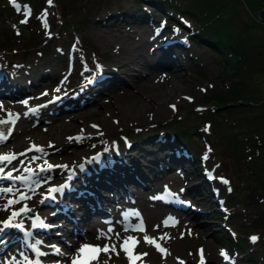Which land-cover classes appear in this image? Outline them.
I'll list each match as a JSON object with an SVG mask.
<instances>
[{
    "label": "rangeland",
    "instance_id": "obj_1",
    "mask_svg": "<svg viewBox=\"0 0 264 264\" xmlns=\"http://www.w3.org/2000/svg\"><path fill=\"white\" fill-rule=\"evenodd\" d=\"M176 1L183 7H198L207 2L228 5V7L233 8V19L237 24H240L241 20H249L255 16L259 21L263 20L259 13L264 8L263 0L259 4L260 7H252V9L248 5V0ZM69 11L72 12L67 14ZM45 12L48 14L47 16L44 15ZM170 13L172 12L152 6L146 0H52L51 4L48 3V0H0V64L15 67L22 71L32 69L38 73V76L42 74L44 76L43 79L40 78L37 85L40 92L35 89L36 92L33 93L35 86L28 85V89H30L27 92L24 91L25 93L21 97L24 98V101L29 102L37 94L44 95L45 93L47 95L39 97V99L43 98L42 102L58 100L54 99L61 95L60 92L55 91L57 88L68 92L80 88L90 81V78L94 80L99 78L97 84L93 85L85 95L87 97L90 93L97 100L89 106H87L88 104L84 105L79 108L80 110L65 113L64 117L47 115L43 121H39L40 119L36 117L30 120L25 118L24 120L21 117L26 111L24 107L19 106V101L16 100L18 97H13V99L9 96L8 99L0 98V117L9 111L18 110L22 114L19 122L22 121L27 125L41 123L40 125L37 124L34 132L25 134V140L29 142L28 147L26 145L25 149H21L25 143L17 146V140L14 139L13 135L8 141H0V157H8L7 161L3 160L4 164L1 166L3 169L7 168L3 175L7 177L6 174L12 173V177L6 181L8 185L5 183L0 189V229L5 226L1 224L4 218L2 216L15 203L19 205L14 206L17 211L20 207L25 206L33 209L34 206L30 205L27 200L29 194L25 193L26 191L38 195L45 188L58 184L56 179H45L43 182L39 180L31 183L32 190H27L15 186L14 182L17 174H28L32 178L41 172H45L44 170L50 172L51 169L53 174L63 172L62 175L68 177L72 171L75 172L72 167L83 161V156L89 158L101 152L104 153L105 147H109L114 151L121 149L124 152H130L132 155H137L136 159L138 158V161L142 164H147L146 168L148 170L161 169L158 175H167L171 171L168 175L175 173L182 176V179H187L188 182L179 184L181 188L175 185L173 191L178 193L181 189L190 190V198L180 194L192 201L193 206L189 207L188 211L171 207L170 204L162 200L163 190H169L171 186L163 188L159 194L150 192L151 198L149 200L158 199L164 205V208L186 216L187 222H191L190 228H186L180 237L177 239L171 238L168 243L166 241V243L160 245L168 250L175 240L179 244H185V247L181 248L182 251L170 252L172 256H178L177 263L179 261H189L201 264L198 256L205 254L209 259L207 264H220V259H224V256L221 255L223 250L228 255L240 256L242 260L249 264H264V223L259 221V225L255 224L257 217L261 215L258 218L260 220L264 212V187L257 179L256 169L254 171L250 167V162L253 160L249 158V154L254 155V153L248 151L243 154V157H237L236 155L233 156L231 149L227 148L231 133L243 136L239 129L234 131L233 127H227L224 123L229 113L226 114L224 109H221V113H224L219 114L221 120L215 113L210 116L212 122L214 121L212 127L206 121V127L210 126V129L214 130L212 135L208 134V138L212 141L215 148L214 153L216 154V157H211L208 163L207 161L203 162V157L210 155L212 145L204 141L205 139L201 137L199 129L192 127L193 139L195 140L187 141L186 144H188L190 151L196 154L197 158L200 155L202 164L198 162V159H189L187 154L190 151L182 153L179 148L176 149L174 146L176 137L174 138L172 133H167L164 130L160 132L159 123L172 118H182L181 122L184 126L192 122V125L196 123V125L204 127V119L199 115L208 112L212 108H207L209 104L207 107L203 106V103H207L209 95L214 94L215 91L224 85H228L231 81L221 51L211 44L203 43V40L195 39L192 36V17L189 15L182 16L175 11L172 14ZM173 17L174 19L168 20ZM24 20H27V23H21ZM45 21L47 27L44 26ZM244 25L246 24L244 23ZM162 26L164 28L161 31V40L163 39L164 43L170 45L169 54L176 55L178 62L182 63L179 68L181 80L176 83L178 87L174 92V81L171 80L173 76L167 69L163 68L160 72H155L150 80L144 79L142 82L146 86H138V83L142 82H140L141 80L138 81L135 71L119 70L114 60L116 48L123 46L129 38L133 39L135 34L159 32ZM164 31L165 38L163 37ZM173 32L179 39H175L173 44H170L169 37ZM255 32L264 36V29L258 28ZM98 33L106 35L109 41L107 43L99 41L97 39ZM82 71H89L90 80H78ZM146 74L148 73L146 72ZM20 78L21 81L25 80L22 76ZM58 78L62 83L55 85L54 82L58 81ZM162 88H166L167 92H173L172 95L167 93V97L162 101L161 106L168 109L165 113L157 114L153 110H148L143 117L137 116L138 118L135 120H127L125 117L122 118L119 111L114 108L119 104L139 97L144 96L145 98L149 94L153 95L152 93L155 91L159 93ZM261 88L264 91V81ZM81 97L85 98L84 96ZM64 103L66 104V102ZM91 108L92 112L90 111ZM217 110L219 111V109ZM55 119L56 122L61 121L67 124V127L61 128L59 137L61 142L57 141L55 135H51V126L53 125L51 123ZM106 121L111 125H107ZM22 123L18 124L17 127L19 128ZM94 125L97 127H93ZM119 131H123L126 136L119 140L111 139V137L118 138ZM33 134L37 136L28 139V136H33ZM41 135H44L43 139L40 137ZM39 138L45 141L43 142L45 143V149L42 153L36 150L35 154L37 155L34 154L33 162L25 161L24 154L31 149V146ZM242 138L244 150L249 149V140ZM14 147L18 149H14ZM168 151H171L173 156L172 162L168 161L169 156L166 158L165 154ZM163 154L165 158L163 157V160L159 161L160 155ZM51 156L52 159H49ZM126 156L127 159H124L126 162L125 165H122L123 168L134 167V158L132 160V157L128 154ZM101 158L104 160L105 156H101ZM58 161L60 162L57 163ZM66 162L73 165H70L67 169ZM168 162L171 163V166L166 165ZM49 165L52 167H47ZM135 171L137 175L143 176L141 171H137L136 168ZM262 172L264 173V169H262ZM212 177L214 178L212 179ZM23 179V177H20L18 180L23 182ZM62 180H65L64 176H62ZM223 180H227L228 183H224ZM247 183L252 186L251 191L247 190L245 186ZM5 188H11L12 191L6 192L4 191ZM244 189L246 190L243 191ZM25 196L28 198L25 199ZM120 199L118 205L121 204ZM9 200L13 201L11 205L8 204ZM17 200L19 203L16 202ZM137 200L138 198L135 195L127 199L130 204L134 205L133 208L127 210V213L136 215L138 212L141 219V212L143 211L140 209L135 210ZM103 205L104 208L106 207L105 212L111 213L114 209L109 202L99 203L97 207ZM48 209L53 210L50 207ZM192 209H195V211ZM33 210L35 211V209ZM80 212L85 213V210ZM116 212L121 217V212L119 210ZM72 213L76 215L75 212ZM37 215L39 216V213ZM92 215L94 217L91 219L94 218V221L98 219V225L102 223L103 219L100 220L99 215ZM32 219L31 216H26V223L31 222ZM74 220L76 221L75 226L68 222L70 220H66L59 229L45 226L43 221L39 220L42 228L33 229L37 237H45L44 234L47 232L53 234L45 244L58 246L57 249L60 252L56 249L50 254V260L47 259L50 264H72L74 259L83 258V254L79 252V249L89 242L91 237L94 238V234L96 235V233L90 232L94 221L83 220L79 217V214L78 217L75 216ZM16 221L21 222L20 220ZM58 221L60 222L61 219H58ZM110 223L106 221L105 224L110 225ZM44 226L50 227V229H44ZM99 226L100 230H105L106 226L104 227L101 224ZM223 226L227 229L224 233L222 232ZM121 227L122 229L131 228L130 225H120ZM41 230L45 232L42 234ZM118 230L115 232L119 234L118 238L114 234L113 240H103L99 244L101 249L106 244L109 246L115 244V251H112L109 247L108 252L100 251L96 253L93 256L95 258L92 257L91 259L96 264H131L133 262H139L138 264H143V262H146V264H167L164 262L165 253H161L157 248L137 247L133 250L134 253H131L128 245L129 252H125L121 245L124 239L130 236L125 235L127 232L125 234L119 233ZM256 231L258 232L257 235L254 234ZM98 234L101 233L97 232L96 238H101ZM132 236L136 237V235ZM168 236L172 237L171 234ZM235 236L245 238V251L230 243V237L235 238ZM252 236H258L262 246H256L257 243L254 244L250 240ZM15 239L17 243L14 247L10 246L8 250L18 261V259H22L19 254L25 253L29 249L25 247V244H28L22 235L20 240ZM208 246H211L213 250L210 255L207 253L209 251ZM201 250H203L202 253ZM141 253H147L148 255L139 261L136 254ZM167 254L169 255V252ZM3 258L7 259L4 256ZM226 263L232 264L228 261Z\"/></svg>",
    "mask_w": 264,
    "mask_h": 264
},
{
    "label": "bare ground",
    "instance_id": "obj_2",
    "mask_svg": "<svg viewBox=\"0 0 264 264\" xmlns=\"http://www.w3.org/2000/svg\"><path fill=\"white\" fill-rule=\"evenodd\" d=\"M163 26L159 29V32L156 31L153 34L149 33H141L135 34L133 39H130L126 41V43L123 46H119V48H116V54L114 55V60L116 61V64L119 67V70L122 71H135V76L138 78V81L142 82L144 79L150 80L152 76H154L155 72H160L163 68L167 69L169 73L173 76L171 79L174 81L173 84V92L176 90L178 86H176V83L181 80V76L179 74V68L181 67L182 63L178 62V58H176V55L169 54V44L164 43L163 39L161 40V31ZM135 31V30H134ZM133 31V32H134ZM176 33V32H175ZM165 31L163 33V37L165 38ZM170 44H173L175 39H179L175 36L174 32L170 35ZM97 39L103 43H107L109 40L103 33L97 34ZM109 66H112L110 64H106ZM151 69H153L151 71ZM144 70V71H143ZM143 71V72H142ZM146 72L148 74H146ZM89 71H82L80 72L79 81H86L83 86H81L78 89L71 90V91H60L61 95H59L58 100H50L51 103L48 102H42V99H39V97H44V95L37 94L34 98H31V101L27 102L25 104L24 98L22 99V95L27 92L28 85L35 86L33 93L36 91H39L38 82L40 78L43 79V74L38 76V73H36L32 69H25L24 71L18 70L15 67H10L6 65L0 64V98L8 99L11 97L17 98L16 100L19 101V106L25 108V113H23V116L21 114V119L27 118L30 120L31 118H38L39 121H43L46 119L47 115H59L61 117L65 116V113H72V111L80 110L79 108L83 107L84 105H91V103L95 102L97 99L94 98L92 94H88L87 97L85 95L90 91L93 85L97 84V80L99 78H96L95 80L93 78L89 79ZM24 77L25 80L21 81L20 77ZM60 78V77H59ZM58 78V81H55L54 84L57 85V83H62L60 79ZM66 83V82H64ZM82 83V82H81ZM67 84V83H66ZM146 86L144 82L138 83V86ZM178 85V84H177ZM172 88V87H171ZM36 89V91H35ZM25 91V92H24ZM40 92V91H39ZM172 91H168L166 88H162V91L153 92L146 96L141 98H137L132 101L124 102L123 104L117 105V107H114L115 110L119 111L122 118H126L127 120H135L139 117H143V115L147 114L148 110H153L154 113L160 114L165 113L168 109H164L161 104L162 101L167 97V93H170L172 95ZM9 96V97H8ZM81 96H84L85 98H82ZM141 96V95H140ZM162 96V97H161ZM39 99V100H38ZM57 99V98H54ZM159 99V101H158ZM61 100V101H59ZM161 101V103H160ZM39 102V103H38ZM66 102V104L64 103ZM211 105V104H210ZM29 109H32V111H29ZM92 112V108L90 109ZM152 112V113H153ZM117 117V116H116ZM20 120V119H19ZM16 123L15 127L12 128L11 132L15 140H17V146L25 143L21 149H25V146L29 145V142H26L25 140L26 136L25 134H29V132H34L37 124L40 125L41 123L37 124H28L21 122ZM53 124L51 126V135H55L57 137V141L61 142L60 140V132L61 128L67 127V124L61 121H57L56 119L52 121ZM120 122V121H118ZM211 124L212 119L209 121ZM22 123L19 128L17 127L18 124ZM158 123V122H157ZM107 125H111L106 121ZM48 129V128H47ZM160 131V130H159ZM162 132V131H160ZM127 133V132H126ZM48 134V133H47ZM46 134V135H47ZM11 135L9 139H2L3 141H8L11 139ZM45 135V136H46ZM36 137V134H33V136H28L29 138ZM120 136V137H119ZM119 136L117 139H123L124 136H126L123 131H119ZM42 139L44 138V135L40 136ZM110 137V136H109ZM162 137V135H161ZM46 138V137H45ZM112 138V137H111ZM39 138V140L34 143V145L40 146L44 148L45 142ZM162 141V140H161ZM20 143V144H19ZM31 145V144H30ZM104 153L101 152L98 155L91 156L87 158V156H83V161L74 165L72 167V170H75V176H68L62 175L63 172L53 174V172L50 169V172H41L36 176H33L30 178L28 174H17V176L23 177V182H20L18 179H15V186L21 187L23 189L32 190V182L35 181H41L43 182L45 179H56L58 185V188L55 191H49L50 188H45L42 192H39V194H34L31 192L26 191L25 193L29 194V198L27 199L30 205H33V209H35L34 215H29L33 219L31 222L26 223V212H22L18 217H14L12 219L11 225L8 227H3V231L0 232V257L1 260H7L8 262H12L13 264H33V261L39 260L41 264H50V254L57 249L58 246L55 245H48L45 244L48 242L49 238L53 235L52 233L49 234L47 232L45 237H37L33 231V229H39L42 228V224H39L40 221H43L45 226H51V228L59 229L61 224L64 221H68L72 225L75 226L76 221L75 216L79 217L81 219H88L90 221H94V217L92 214L99 215V219L102 220L101 225H103L105 230H100V224L98 225L97 222L98 219L94 221L92 224V227L90 230L91 233L94 234V238L91 237L89 239V242L85 243L87 245H98L103 240H113L114 234L116 230H118L119 233H126L125 235H129L130 237H133L132 235H136L135 241L136 243L129 242V247L131 249V253H134L133 250H135L137 247L142 248H156L155 244H149L145 242L144 237H152L156 239V243L159 245H162L163 243H167L173 239H177L184 233L186 228H190L191 222H187L186 216L176 214L172 212L169 209L164 208V205L160 203L158 199L154 201H149L151 198V193L153 192L155 194H159L163 188L167 186H171L170 189L174 190V186L177 187L181 186L179 184L185 183L187 179H182V176L178 174L171 175H158V172L161 171V169H158L154 171L148 170L146 166L147 164H142L138 161V158L136 159L137 155H132L130 152H124L121 149L119 151H114L110 149L109 147H105ZM14 149H18L14 147ZM36 150H27L26 154H24L25 161L33 162ZM43 151H39V153H42ZM35 154V155H34ZM64 154V153H62ZM129 155L134 158V167H130L129 169H124L122 165H125L126 162L124 159H127L126 155ZM105 156L104 160L101 158V156ZM166 158L169 156L168 161H173V156L171 155V151L166 152ZM160 155V160H163V157L165 156ZM52 159V156L49 157V159ZM165 158V157H164ZM101 160V162H100ZM131 160V161H132ZM7 161V160H6ZM166 161V160H165ZM17 162V161H16ZM58 161L57 163H59ZM169 162L166 164L167 166H171V163ZM0 169L1 166H3L4 162H0ZM16 165L18 163H15ZM169 164V165H168ZM67 169L70 167V165H73L72 163L69 164L66 162ZM45 167V166H43ZM49 167V166H47ZM135 168L137 171H141L143 173L142 175H137L135 172ZM7 168L3 169V172L6 171ZM65 169V167H64ZM53 170V168H52ZM11 171V169H10ZM173 171V170H172ZM3 172H0V189L2 186L7 183L6 181L8 178L3 175ZM23 173V171H21ZM133 172V173H131ZM8 173V172H6ZM51 174L49 177L48 175ZM7 175V174H6ZM62 176L65 177V180H62ZM48 177V178H45ZM214 177H212L213 179ZM212 179H210L212 181ZM28 181V182H27ZM56 182V181H54ZM188 182V181H187ZM26 183V184H25ZM187 184V183H186ZM249 183H247L245 186H247ZM8 185V183H7ZM23 185V186H19ZM15 187V188H17ZM176 193V191H174ZM179 195L186 196L190 198V190L181 189V191H178ZM136 196L138 198L137 200V208L135 210L140 209L142 213L141 219L139 215L129 214L127 213V210H130L133 208V204H130L129 201H127L128 198L132 196ZM120 197H122L120 199ZM127 197V198H126ZM38 198V199H37ZM43 199V200H42ZM46 199H49L48 201ZM120 199L121 204L118 205V200ZM109 202L110 205H113L114 209L112 212H105L106 207L104 208V205L102 207H97V204L99 203H105ZM97 203V204H96ZM16 206H19L15 203ZM14 205V206H15ZM14 206L10 207L6 214L2 217H4L1 221V224H4L3 222L8 220V218L12 215L13 212H19L22 208L20 207L17 210L14 209ZM48 207L52 208L53 210L50 211ZM177 209H181L176 207ZM15 210V211H14ZM85 210V213H82L80 211ZM120 211V215L117 214L116 211ZM126 210V212H125ZM182 211H188V209ZM195 211V209H192ZM47 211V212H46ZM78 213H77V212ZM72 212H75L76 215ZM39 213V216L37 215ZM109 213V214H108ZM127 213L126 215H124ZM198 213V212H197ZM196 213V214H197ZM61 217V218H59ZM104 217V218H103ZM196 217V216H195ZM139 218V219H138ZM197 218V217H196ZM36 219V220H34ZM58 219H61L59 222ZM16 220H20L16 221ZM141 220H142V228L143 231L138 230L137 225L141 226ZM167 220V226H165L164 221ZM106 221L111 222L110 225H106ZM115 225H112V224ZM108 224V223H107ZM16 225H20L17 227ZM120 225H130L131 228L129 229H122L120 228ZM43 227L44 229H50V227ZM159 226V227H157ZM222 232H226V227H222ZM23 229V230H21ZM111 229V232L109 231ZM54 230V229H53ZM69 230V229H68ZM42 234L45 232L44 230H41ZM97 232L101 233V238H96ZM171 234L172 237H169L168 235ZM22 237L25 239L26 243L25 247L29 249L25 253L19 254L22 259H15L13 255H11V252L9 247L13 246L17 243L18 240ZM107 237H111V239H108ZM61 240V239H60ZM161 243V244H160ZM45 244V245H44ZM84 246V245H83ZM20 247H22L20 245ZM24 247V246H23ZM24 247V248H25ZM34 247V248H33ZM179 247V248H177ZM185 244H179L176 242L173 243L171 248L167 250V252L164 255V262L167 264H176L178 261V256H172L170 253L171 251L180 252L182 251L181 248H184ZM33 248V249H32ZM209 251H207L208 255L212 254V247L208 246ZM31 250V251H30ZM39 253H43V255H39ZM60 252V251H58ZM136 252V251H135ZM169 252V255L167 254ZM83 254V258L79 259V264H96L95 261H92V257L96 254V252H93L89 249H86ZM203 256L204 264L208 263V257L205 254H201ZM201 255L198 256V258L201 260ZM6 257L7 259L3 258ZM138 257V254H136ZM229 259H220V264H225L226 261L228 263L232 264H249L248 262L242 260L240 256H234L233 254L228 255ZM234 256V257H233ZM236 257V258H235ZM141 258H144V256H141L140 258H137V260L140 261ZM48 259V260H47ZM87 260V261H85ZM21 262V263H20ZM84 262V263H83ZM87 262V263H86ZM139 263V262H137ZM10 264V263H9ZM143 264H146V262H143ZM227 264V263H226Z\"/></svg>",
    "mask_w": 264,
    "mask_h": 264
},
{
    "label": "trees",
    "instance_id": "obj_3",
    "mask_svg": "<svg viewBox=\"0 0 264 264\" xmlns=\"http://www.w3.org/2000/svg\"><path fill=\"white\" fill-rule=\"evenodd\" d=\"M146 2L158 9H165L172 13L175 11L182 16H191L192 36L195 39L203 40V43L211 44L221 51L224 57L223 61L231 77L228 85H224L215 91L214 94L209 95L207 103H203V106L206 107L211 104L207 108H212L208 112L199 115L204 119V127L198 126L196 123L192 125V122L184 126L181 122L182 118H172L171 120L160 122L159 128L162 132L164 130L167 133H172L174 138L176 137L174 146L177 150L179 148V151L185 153L190 151L186 142L195 140L193 139L192 127L199 129L201 137L205 139L204 141L212 145V141L208 138V134L212 135L214 131L210 129L212 127L209 122L211 120L210 116L215 113L221 120V114L229 113L224 123L227 127H233L234 131L239 129L243 135L242 137L247 141L249 140V149L244 150L243 138L236 133L230 134L227 148L231 149L233 156L236 155L237 157H243V154L248 151L254 153V155L249 154V158L253 160L250 162V167L254 171L256 169L257 179L264 187V175H262L264 174L262 172V169H264V91L261 88V84L264 81V36L255 32L258 28L264 29V22L259 21L255 16L249 20H241V23L237 24L233 19V8L230 6L229 8L228 5L222 3L207 2L203 4L205 6L199 4L200 6L197 5L198 7H183L176 0L174 2L172 0H146ZM260 3L261 0H248V5L251 9L252 7H260ZM71 12L69 11L67 14ZM170 19H174V17L168 20ZM221 109H224V113H221ZM206 121L209 122L211 127H206ZM214 149L212 145L210 155L203 157V162L207 161L208 163L211 157H216ZM187 155L189 159H198V162L203 163L200 155L197 158L192 151ZM246 188L251 191L252 186L248 184ZM259 217H257L255 222L257 225L261 222L264 223V212L260 220L258 219ZM257 233L256 231L254 234L257 235ZM230 239V243L233 246L246 250L244 237L235 236V238L230 237ZM259 239L255 242L257 244L254 243L256 246H262V242H259Z\"/></svg>",
    "mask_w": 264,
    "mask_h": 264
},
{
    "label": "snow or ice",
    "instance_id": "obj_4",
    "mask_svg": "<svg viewBox=\"0 0 264 264\" xmlns=\"http://www.w3.org/2000/svg\"><path fill=\"white\" fill-rule=\"evenodd\" d=\"M48 3L51 4V3H52V0H48ZM44 15L47 16L48 14L45 12ZM21 23H27V20L21 21ZM44 26L47 27V22H46V21H45ZM55 91H56V92H60L61 89L57 88ZM44 95H47V93H45ZM57 99H59V97H57ZM189 99H190V98H189ZM49 102L51 103L52 101H49ZM24 103L27 104L26 101H25ZM172 107L174 108L175 106H172ZM29 111H32V109H29ZM93 127H97V126L94 125ZM29 150L43 151V148L40 147V146H37V145H34V144H33V145L31 146V149H29ZM7 159H8L7 156H2V157H0V162H2L3 160H7ZM9 163H11V161H9ZM49 167H52V166L49 165ZM0 172H3V169H0ZM11 177H12V173L9 172V173L7 174V178H11ZM16 179H20V177L17 176ZM223 182H224V183H228L227 180H223ZM4 191H6V192H11L12 189H11V188H5ZM49 191H50V192H51V191H55V189H50ZM24 198L26 199L27 197L25 196ZM16 202L19 203L18 200H17ZM12 203H13L12 200H9V201H8V204H9V205H11ZM25 211H29V209H27V207H25V208H22L19 212H13L12 215L8 218V220H6V221L3 222L4 225H5V227L10 226V225H11V222H12V219H13L14 217H18L22 212H25ZM137 215H138V214H137ZM167 223H168L167 220L164 221L165 226H167ZM16 226L19 227L20 225H16ZM157 227H159V226H157ZM138 230L143 231V228H142V222H141V226H138ZM2 231H3V229H0V232H2ZM109 231L111 232V229H109ZM116 235H117V238H118V237H119V234L117 233ZM107 238H108V239H111V237H107ZM258 239H259V238L256 237V236H252V237H250V240H251L253 243H255ZM144 240H145V242H147V243H149V244H155L157 250L160 251L161 253H166V252H167V250H166L165 248L161 247L158 243H156V239H155V238L145 236V237H144ZM129 242H132V243L134 244V243H136L137 241H135V238H134V237H127L126 239H124V241H123L121 247H122V249H123L125 252H129V248L127 247L128 244H129ZM109 247H111V250H112V251H115V249H116V245H115V244H113V245H111V246H109V245L106 244V245H104L103 249H101L98 245L93 246V245H87V244H85L84 246H82V247L79 249V252H80V253H84L86 249H89V250H91V251H93V252H96V253H99L100 251L108 252V251H109ZM57 251H59V250L57 249ZM202 252H203V250H201V253H202ZM38 254H39V255H43V253H39V250H38ZM146 255H148V254H147V253H141V254H138V257H137V258H139V256H146ZM221 255L224 256L226 260L229 259L228 254H227L226 252H224L223 250L221 251ZM93 258H95V257H93ZM35 264H41V262H40L39 260H37V261L35 262ZM72 264H79V258L74 259V260L72 261ZM201 264H204L203 256H202V255H201Z\"/></svg>",
    "mask_w": 264,
    "mask_h": 264
},
{
    "label": "water",
    "instance_id": "obj_5",
    "mask_svg": "<svg viewBox=\"0 0 264 264\" xmlns=\"http://www.w3.org/2000/svg\"><path fill=\"white\" fill-rule=\"evenodd\" d=\"M259 13L261 18L263 19L262 21H264V8H262ZM20 115L21 112L14 111L8 112L7 115L0 117V139H9L10 135L12 134L11 130L13 127H15ZM27 209H29V211H25L26 214H35V212L30 207H28Z\"/></svg>",
    "mask_w": 264,
    "mask_h": 264
}]
</instances>
